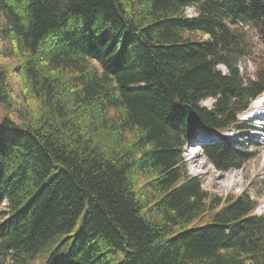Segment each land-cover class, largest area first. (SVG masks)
Returning <instances> with one entry per match:
<instances>
[{
  "label": "trees",
  "instance_id": "trees-1",
  "mask_svg": "<svg viewBox=\"0 0 264 264\" xmlns=\"http://www.w3.org/2000/svg\"><path fill=\"white\" fill-rule=\"evenodd\" d=\"M243 23L264 42V0H0V264H264L258 200L183 158L252 157L220 136L264 93Z\"/></svg>",
  "mask_w": 264,
  "mask_h": 264
},
{
  "label": "rangeland",
  "instance_id": "rangeland-1",
  "mask_svg": "<svg viewBox=\"0 0 264 264\" xmlns=\"http://www.w3.org/2000/svg\"><path fill=\"white\" fill-rule=\"evenodd\" d=\"M237 28L243 35L246 43V52L248 53L241 60L240 68L244 74L246 73V75L250 76L259 66L258 62L264 59V42L255 28L249 24L243 23L238 25ZM192 35L195 39L206 37L198 32H193ZM3 46H5V42H0V47ZM2 61L4 63H14L11 58H3ZM220 69L224 70L222 66H220ZM18 82L17 76L13 75L12 85L15 93L19 94L21 92L20 97L24 98V93H22ZM21 98H17V108L25 104ZM213 103L214 100L212 98H207L201 102V105L211 108ZM250 106L248 107L250 108ZM3 113H5L4 109L0 107V118ZM243 115L245 114H238L242 129L223 132L221 136L250 153L252 157L248 161L240 167L227 171L218 170L202 152L201 146L211 138L216 139V135L211 136L209 133L199 131L192 142L183 150L184 165L187 174L199 176L203 189L211 194L225 197L248 191L259 202L255 213L261 214L264 212V207H261L264 204V135H260V129L253 131L254 127L252 128V126L254 123L246 121Z\"/></svg>",
  "mask_w": 264,
  "mask_h": 264
},
{
  "label": "bare ground",
  "instance_id": "bare-ground-1",
  "mask_svg": "<svg viewBox=\"0 0 264 264\" xmlns=\"http://www.w3.org/2000/svg\"><path fill=\"white\" fill-rule=\"evenodd\" d=\"M186 11H188V12L190 13V15H189V13L187 12V14H188L189 16L193 15V9H192V8H187ZM258 103H259V105H258ZM258 103H255L253 106H250V110H252L253 108H256V107L258 106L257 110L255 111V112L258 113V115L255 116L253 120H260V121H263V120H264V94H261V96H260V100L258 101ZM249 125H250V124H249ZM257 129H260V135H264V134H263V132H264V128H262V127H257V128L255 129V131H256ZM259 137H261V136H259ZM261 207H264V204L261 205Z\"/></svg>",
  "mask_w": 264,
  "mask_h": 264
}]
</instances>
